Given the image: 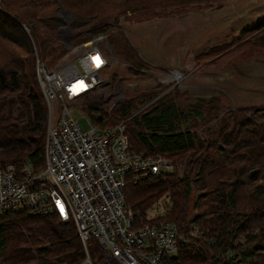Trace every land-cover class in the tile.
I'll return each instance as SVG.
<instances>
[{
    "label": "trees",
    "instance_id": "16d2710c",
    "mask_svg": "<svg viewBox=\"0 0 264 264\" xmlns=\"http://www.w3.org/2000/svg\"><path fill=\"white\" fill-rule=\"evenodd\" d=\"M213 1L223 0H0V162L20 165L28 160L36 169L44 165L47 108L36 55L52 67L65 52L59 36L60 4L74 17L68 25L72 35L86 40L113 16L129 12L133 21L141 22L200 12L205 10L202 3ZM121 40L111 35L113 52ZM239 42L230 55L240 51L251 57L264 51V20L241 32ZM153 98V93L143 94L139 102ZM212 103L218 109H210L205 136L182 129L191 119L205 120V109ZM200 107L182 110L174 99L165 97L126 122L133 149L166 154L175 167L137 185L128 182L126 200L136 215L144 216L162 197L169 198L171 208L159 220L175 223L188 241L165 264H264V108L239 107L220 115L217 100ZM114 108L109 116L97 111L96 123L114 127L139 109L136 101ZM189 219L199 228V237L189 234ZM228 252L235 258L228 259ZM84 256L74 223H63L56 214H0V264H77Z\"/></svg>",
    "mask_w": 264,
    "mask_h": 264
},
{
    "label": "built area",
    "instance_id": "2783aa9c",
    "mask_svg": "<svg viewBox=\"0 0 264 264\" xmlns=\"http://www.w3.org/2000/svg\"><path fill=\"white\" fill-rule=\"evenodd\" d=\"M61 12L67 17H62L60 38L77 56L47 67L36 55L47 108L44 165L36 169L28 160L20 165L0 162V214H56L63 223H74L85 253L77 264H165L187 238L175 223L159 220L165 214L136 215L125 189L128 182L137 185L175 167L166 154L150 155L130 146L126 122L134 114L114 127L96 123L97 111L110 112L122 100L107 82L112 51L103 34L92 33L85 43L73 45L67 21L72 15ZM187 229L199 237L191 219ZM227 258L235 255L228 252Z\"/></svg>",
    "mask_w": 264,
    "mask_h": 264
},
{
    "label": "rangeland",
    "instance_id": "374dc122",
    "mask_svg": "<svg viewBox=\"0 0 264 264\" xmlns=\"http://www.w3.org/2000/svg\"><path fill=\"white\" fill-rule=\"evenodd\" d=\"M201 7L205 10L157 16L141 22L133 21V14L127 12L109 18L106 27L94 33L103 34L110 48L112 34L123 38L116 41L115 52L111 50L113 59L107 82L117 88L116 93L122 94L120 104L136 101L139 109L134 108L137 110L134 115L152 108L165 97L174 99L182 110L199 108L207 101L217 100L220 115L239 107L256 111L264 108V51L258 50L251 57L246 56L248 52L229 54L232 48L240 45L241 32L264 20V0L213 1L202 3ZM58 13L67 17L61 9ZM73 20V16L67 18L68 24L74 23ZM92 35L80 40L70 34L73 45L77 46ZM224 54H228L225 60L222 59ZM76 56L77 53L65 47L56 64L62 62L63 57L69 60ZM152 93L154 98L146 105L139 102L143 94ZM212 104L205 109V120L191 119L182 129L205 136L210 127L207 122L212 114L210 109L217 106ZM112 111L101 112L109 116ZM78 115L84 127L85 119ZM184 169L185 162L178 168L180 176ZM195 196L194 193L191 197V206ZM170 208L169 198L164 196L147 214L163 216ZM190 215H194L193 210Z\"/></svg>",
    "mask_w": 264,
    "mask_h": 264
},
{
    "label": "water",
    "instance_id": "95a60500",
    "mask_svg": "<svg viewBox=\"0 0 264 264\" xmlns=\"http://www.w3.org/2000/svg\"><path fill=\"white\" fill-rule=\"evenodd\" d=\"M54 1H57V0H54ZM60 8H61V11L65 12V9L62 7V5L60 4ZM67 13V12H66Z\"/></svg>",
    "mask_w": 264,
    "mask_h": 264
},
{
    "label": "snow or ice",
    "instance_id": "6c2138e0",
    "mask_svg": "<svg viewBox=\"0 0 264 264\" xmlns=\"http://www.w3.org/2000/svg\"><path fill=\"white\" fill-rule=\"evenodd\" d=\"M97 61L99 62V58L97 57Z\"/></svg>",
    "mask_w": 264,
    "mask_h": 264
}]
</instances>
